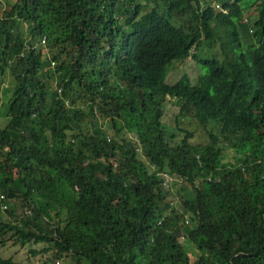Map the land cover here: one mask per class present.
<instances>
[{
	"label": "trees",
	"instance_id": "trees-1",
	"mask_svg": "<svg viewBox=\"0 0 264 264\" xmlns=\"http://www.w3.org/2000/svg\"><path fill=\"white\" fill-rule=\"evenodd\" d=\"M42 35L53 67L19 55ZM8 235L50 264H264V0H0Z\"/></svg>",
	"mask_w": 264,
	"mask_h": 264
},
{
	"label": "rangeland",
	"instance_id": "rangeland-1",
	"mask_svg": "<svg viewBox=\"0 0 264 264\" xmlns=\"http://www.w3.org/2000/svg\"><path fill=\"white\" fill-rule=\"evenodd\" d=\"M2 1V0H1ZM4 2H15L16 0H3ZM253 13H249L245 15L244 21L251 18ZM249 24H252V18ZM42 57L48 55L46 53V48H41ZM197 67L194 64V61L190 58L186 59L182 64H175L171 67L168 71V75L165 78L164 82L166 84H175L181 75L186 72L189 74L191 78V85L196 84V80L194 79L193 75L196 73ZM6 79L3 80L5 83ZM4 98V97H3ZM176 109L174 107H170L167 105L165 108L164 116L162 118V123L166 132L171 133L174 135L176 140H180L183 138L187 132H190V136H188V141L191 144H204L209 141L208 135L206 132L202 131L201 126L196 127V120L192 118H183L180 117L179 121H175ZM209 124L207 125V127ZM227 151L226 149H224ZM226 157L230 158V153H226ZM5 216L4 213H2ZM44 244L42 243H32V242H16L13 238L7 236V240L5 241L4 245H0V258L12 259L19 264H50L46 261L47 255L50 254H33L31 253L32 250L39 251L42 249Z\"/></svg>",
	"mask_w": 264,
	"mask_h": 264
},
{
	"label": "clouds",
	"instance_id": "clouds-1",
	"mask_svg": "<svg viewBox=\"0 0 264 264\" xmlns=\"http://www.w3.org/2000/svg\"><path fill=\"white\" fill-rule=\"evenodd\" d=\"M213 2H214V0H213ZM219 6V3H216V6L215 7H218ZM30 38V37H29ZM46 40H47V38H46V36L45 35H42L41 37H39L37 40H35V41H33L32 43H30V44H23L22 45V47H21V51H20V53H19V55L21 56V57H23V56H25V55H27V54H29L31 51H39L40 53H41V48H46V53L48 54V55H46L45 57L47 58V59H49L50 60V67H53L54 66V61L52 60V59H50V52H49V50H48V46H47V44H46ZM41 57H42V53H41ZM44 58V57H43ZM168 71H169V67H168ZM167 75H168V72H167V74H166V77H167ZM179 80V79H178ZM58 91H60V88L58 89ZM109 139V138H108ZM159 174V172L157 173V175ZM162 176H163V179H165L166 177H169V178H172L171 176H169V174H167V173H163L162 174ZM159 177V176H158ZM177 179L180 181L181 180V178H179V177H177ZM183 179V178H182ZM181 182V181H180ZM173 202H171V204H172ZM182 238V237H181Z\"/></svg>",
	"mask_w": 264,
	"mask_h": 264
},
{
	"label": "built area",
	"instance_id": "built-area-1",
	"mask_svg": "<svg viewBox=\"0 0 264 264\" xmlns=\"http://www.w3.org/2000/svg\"><path fill=\"white\" fill-rule=\"evenodd\" d=\"M165 180H170V178L166 177ZM1 207H2V209H5L6 208V204H2Z\"/></svg>",
	"mask_w": 264,
	"mask_h": 264
}]
</instances>
